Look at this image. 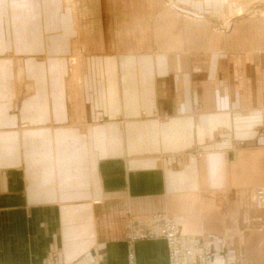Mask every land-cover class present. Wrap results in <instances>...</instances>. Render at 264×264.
Instances as JSON below:
<instances>
[{
  "label": "crops",
  "instance_id": "crops-1",
  "mask_svg": "<svg viewBox=\"0 0 264 264\" xmlns=\"http://www.w3.org/2000/svg\"><path fill=\"white\" fill-rule=\"evenodd\" d=\"M76 2L0 0V264H169L165 239L130 238L151 213L212 264H264V51L202 33L194 57L162 0Z\"/></svg>",
  "mask_w": 264,
  "mask_h": 264
},
{
  "label": "rangeland",
  "instance_id": "rangeland-1",
  "mask_svg": "<svg viewBox=\"0 0 264 264\" xmlns=\"http://www.w3.org/2000/svg\"><path fill=\"white\" fill-rule=\"evenodd\" d=\"M165 12L169 14L176 11L186 15L188 19L192 20V33L194 42V57H200L201 55V35L202 33H207L212 39L213 36L219 35L220 41L219 45L223 49H230L227 51L228 55L232 54H243L245 49L252 50L253 47L250 45H258V52L264 51L261 46L264 45V0H162ZM66 2V0H65ZM75 5L72 6L68 2L66 3L69 8L75 11L77 2L74 0ZM212 43V42H211ZM229 44L226 46V44ZM238 44L242 47H235ZM179 49L184 47L181 41L178 42ZM246 46V47H244ZM214 45L210 44L209 50H213ZM253 52V51H252ZM257 52V51H256ZM82 49L80 50L76 47L73 56L71 57L70 67L68 73L75 78L81 76L82 70ZM22 78V77H21ZM19 77V80L21 79ZM14 79V103L17 100H21L25 95V83L24 80L19 81ZM78 87V84L72 83ZM71 85L73 91V86ZM81 101H78L79 104ZM15 105V104H14ZM259 135L264 134V124L261 130L258 132ZM241 145H244L242 142ZM197 153V154H196ZM196 156H200V152H196ZM264 185H259L255 188L254 196H252V203L257 209V214L261 211L264 212ZM253 194V193H252ZM157 213H151L144 217H139L132 219V223H137L145 217L152 216ZM165 217L173 218L167 214L162 213ZM262 217L261 215H257ZM175 223V221H174ZM176 224V223H175ZM177 225V224H176ZM178 226V225H177ZM179 227V226H178ZM181 229V228H180ZM183 233V232H182ZM184 234V233H183ZM194 238V237H192ZM168 246V245H167ZM133 259V257H131ZM169 259V251H168ZM133 264V261H131ZM170 264V260H169Z\"/></svg>",
  "mask_w": 264,
  "mask_h": 264
},
{
  "label": "built area",
  "instance_id": "built-area-1",
  "mask_svg": "<svg viewBox=\"0 0 264 264\" xmlns=\"http://www.w3.org/2000/svg\"><path fill=\"white\" fill-rule=\"evenodd\" d=\"M130 230L132 240L165 239L170 264H212L209 246L200 239L183 234L180 227L162 213L132 223Z\"/></svg>",
  "mask_w": 264,
  "mask_h": 264
},
{
  "label": "bare ground",
  "instance_id": "bare-ground-1",
  "mask_svg": "<svg viewBox=\"0 0 264 264\" xmlns=\"http://www.w3.org/2000/svg\"><path fill=\"white\" fill-rule=\"evenodd\" d=\"M69 4H71L72 6H74L75 5V3H74V0H66ZM264 189V188H263Z\"/></svg>",
  "mask_w": 264,
  "mask_h": 264
}]
</instances>
